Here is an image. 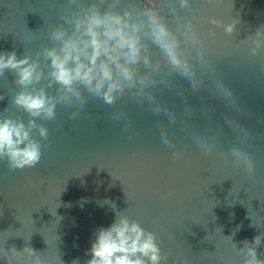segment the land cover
<instances>
[{
	"label": "water",
	"instance_id": "water-1",
	"mask_svg": "<svg viewBox=\"0 0 264 264\" xmlns=\"http://www.w3.org/2000/svg\"><path fill=\"white\" fill-rule=\"evenodd\" d=\"M109 3L99 4L100 11ZM189 4L118 5L120 12L135 5L165 18L189 65L187 75L145 37L152 67L142 61L135 67L148 77L146 86L126 88L112 105L81 86L83 107L75 100L60 103L54 120H36L48 129L47 140L33 130L42 153L36 166L11 170L0 160V264H9L5 253L11 264H35L36 257L41 264H86L97 229L109 227L116 214L157 236L168 256L161 264H243V241L264 237V39L255 35L264 31V0ZM70 8L82 10L68 0H0V53L38 59L46 78L35 87L53 96L59 86L47 88L50 61L36 54L58 46L50 34L69 27L62 17ZM210 18L237 22L234 33ZM257 39L262 42L253 55ZM15 79L8 70L0 77V119L27 123L28 114L12 103L22 90ZM233 148L252 160L251 176ZM26 246L36 256L23 252ZM257 254L264 260V239Z\"/></svg>",
	"mask_w": 264,
	"mask_h": 264
},
{
	"label": "clouds",
	"instance_id": "clouds-1",
	"mask_svg": "<svg viewBox=\"0 0 264 264\" xmlns=\"http://www.w3.org/2000/svg\"><path fill=\"white\" fill-rule=\"evenodd\" d=\"M68 2L82 10L73 12L71 8L68 9V14L62 19L69 27L57 26L50 34L58 46L45 47L36 54L37 57L43 56L45 62L50 61L47 88L58 85L57 95H50L46 87H35L46 78L38 59L33 60L28 55L18 59L15 51L0 53V77L4 76L6 70L15 74L14 83L22 90L14 95L12 103L29 116L27 123L6 116L0 119V160H6L11 170L31 168L40 162L41 144L33 137V130L38 132L41 139L47 140L48 129L36 123V120H54L57 104L60 103L72 105L75 100L83 107L87 101L81 86L93 96L101 97L108 105L123 95L126 88H134L137 83L141 88L146 86L148 77L138 76L135 67L141 61L152 67L149 56L145 54V37L160 49L173 68L184 75L189 73L179 40L158 11H145L131 5L120 12L118 5L121 0H111L103 12L99 4L105 0L91 5H82L79 0ZM179 3L181 8L190 7L189 0H179ZM141 16L145 19H140ZM208 22L223 27L229 35L234 33L237 25V22L223 25L215 18H210ZM255 35L264 39L262 30ZM191 36L195 39L196 33L192 31ZM261 42V39L254 41L256 47L252 49L253 55H256ZM4 98L0 95V101ZM77 114L73 112L72 117ZM161 135L164 143L171 147L166 135ZM232 153L237 161H243L251 176L254 172L252 160L237 148H233ZM262 239L264 237L256 236L253 242L243 241L244 247L239 250L244 256L243 264H264L257 254ZM11 251L17 257L23 255L15 247ZM23 252L29 257L36 256L31 247H24ZM87 254L91 258L86 264H161L168 259V256L162 255L153 232L145 230L136 220L117 214L109 227L97 229ZM5 257L11 264V257L7 253ZM17 264H21L19 259ZM35 264H41L39 257H36ZM71 264H79V260L74 259Z\"/></svg>",
	"mask_w": 264,
	"mask_h": 264
},
{
	"label": "flooded vegetation",
	"instance_id": "flooded-vegetation-1",
	"mask_svg": "<svg viewBox=\"0 0 264 264\" xmlns=\"http://www.w3.org/2000/svg\"><path fill=\"white\" fill-rule=\"evenodd\" d=\"M159 0H143L148 7H156Z\"/></svg>",
	"mask_w": 264,
	"mask_h": 264
}]
</instances>
